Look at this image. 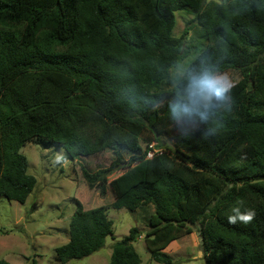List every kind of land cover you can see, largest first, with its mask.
<instances>
[{
	"label": "trees",
	"instance_id": "trees-1",
	"mask_svg": "<svg viewBox=\"0 0 264 264\" xmlns=\"http://www.w3.org/2000/svg\"><path fill=\"white\" fill-rule=\"evenodd\" d=\"M177 11L193 14L200 48L184 47L189 27L173 35ZM192 49L185 68L240 72L236 108L173 118L183 79L171 70ZM29 142L61 146L74 161L110 150L107 167L81 165L82 177L101 195L109 189L113 208L154 207L144 233L152 261L173 264L164 249L198 224L205 264H264V0H0L7 199L24 202L36 184L20 152ZM151 143L161 152L147 158ZM74 200L68 240L55 248L60 264L112 233L106 206ZM139 235L133 226L115 241L107 264H143L132 245Z\"/></svg>",
	"mask_w": 264,
	"mask_h": 264
},
{
	"label": "rangeland",
	"instance_id": "rangeland-1",
	"mask_svg": "<svg viewBox=\"0 0 264 264\" xmlns=\"http://www.w3.org/2000/svg\"><path fill=\"white\" fill-rule=\"evenodd\" d=\"M192 18L193 14L187 11L175 12L173 35L180 37L185 27H189L184 38V47L190 48L195 44L200 48L205 39L200 27L190 22ZM197 51L192 49L171 70L174 80L178 77V68H185ZM216 75L234 85L232 107L236 108L245 91L240 72L231 69ZM165 145H169L167 140ZM20 152L27 158V171L35 176L36 184L24 202L0 195V261L9 264H60L55 248L68 240L69 219L76 208L74 199H77L85 209L106 206L108 217L112 221V233L106 236L100 249L89 256L71 259L67 264H107L113 243L127 235L133 226L139 229L140 235L132 245L140 255L142 263L161 264L151 260L144 242V233L148 229V219L154 207L143 206L134 212L113 208L111 191L107 189L101 195L98 189L88 188L82 177L81 165L91 172L107 167L113 158L110 150L82 156L75 161L65 157L61 146L48 143L42 145L29 142L21 147ZM120 172L112 173L109 179ZM192 229L190 234L172 242L164 251L172 258L173 264H205L198 224Z\"/></svg>",
	"mask_w": 264,
	"mask_h": 264
},
{
	"label": "clouds",
	"instance_id": "clouds-1",
	"mask_svg": "<svg viewBox=\"0 0 264 264\" xmlns=\"http://www.w3.org/2000/svg\"><path fill=\"white\" fill-rule=\"evenodd\" d=\"M178 78L183 79V84L177 99L171 106L172 116L177 121L193 114L199 115L202 120H207L210 112L224 108L230 110L233 102L232 91L234 85L208 69L193 70L179 67ZM214 129L209 130L213 134ZM250 213L247 219H251Z\"/></svg>",
	"mask_w": 264,
	"mask_h": 264
},
{
	"label": "built area",
	"instance_id": "built-area-1",
	"mask_svg": "<svg viewBox=\"0 0 264 264\" xmlns=\"http://www.w3.org/2000/svg\"><path fill=\"white\" fill-rule=\"evenodd\" d=\"M150 149L146 153L147 158H151L154 154H158L161 152V148H157L154 143L149 145Z\"/></svg>",
	"mask_w": 264,
	"mask_h": 264
},
{
	"label": "crops",
	"instance_id": "crops-1",
	"mask_svg": "<svg viewBox=\"0 0 264 264\" xmlns=\"http://www.w3.org/2000/svg\"><path fill=\"white\" fill-rule=\"evenodd\" d=\"M179 239H180V238H179ZM177 240H178V239H177ZM175 241H176V240H175ZM173 242H174V241H173ZM169 246H170V245H169ZM169 246H168V247H169ZM168 247H167L166 249H168ZM166 249H164V251H165Z\"/></svg>",
	"mask_w": 264,
	"mask_h": 264
}]
</instances>
